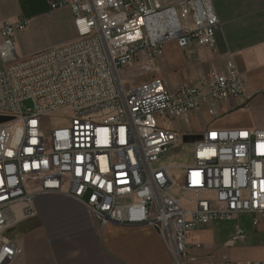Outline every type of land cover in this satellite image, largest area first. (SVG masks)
Wrapping results in <instances>:
<instances>
[{
	"label": "built area",
	"instance_id": "2783aa9c",
	"mask_svg": "<svg viewBox=\"0 0 264 264\" xmlns=\"http://www.w3.org/2000/svg\"><path fill=\"white\" fill-rule=\"evenodd\" d=\"M47 2L51 12L71 11L76 41L20 60L15 35L29 21H0V120L8 119L0 121V264L20 254L10 234L39 217L41 194L73 198L103 227H154L176 264H196L188 239L200 226L249 215L257 227L264 217V128L208 129L195 136L191 164H162L185 145L172 124L252 99L234 63L174 90L160 79L130 86L121 76L137 62L153 66L171 42L213 48L220 28L213 0ZM58 114L70 121L52 127ZM247 237L240 226L230 244Z\"/></svg>",
	"mask_w": 264,
	"mask_h": 264
},
{
	"label": "crops",
	"instance_id": "0c3cea01",
	"mask_svg": "<svg viewBox=\"0 0 264 264\" xmlns=\"http://www.w3.org/2000/svg\"><path fill=\"white\" fill-rule=\"evenodd\" d=\"M220 21L213 48L197 44L181 49L176 42L165 45L162 54L149 68L137 62L122 71L123 80L135 85L153 79L163 80L169 89L186 82L197 83L212 71L222 72L231 61L245 82L246 106L241 100H229L216 107L191 115L185 126L171 127L195 137L208 129L264 128V0H213ZM69 38L61 46L77 40L73 15ZM47 0H0V21L30 24L50 15ZM60 47V46H59ZM34 55L21 57L28 59ZM193 161V160H192ZM192 162L178 164L186 167ZM165 166H172L162 161ZM182 172L180 171V175ZM39 217L22 223L15 239L20 254L12 264H176L171 249L149 225L101 226L87 207L63 194L36 197ZM248 232L247 239L230 244L238 227ZM190 255L196 264L264 263V217L255 227L252 216L238 222H215L200 226L189 235Z\"/></svg>",
	"mask_w": 264,
	"mask_h": 264
},
{
	"label": "rangeland",
	"instance_id": "374dc122",
	"mask_svg": "<svg viewBox=\"0 0 264 264\" xmlns=\"http://www.w3.org/2000/svg\"><path fill=\"white\" fill-rule=\"evenodd\" d=\"M70 21L71 18L69 14L66 11L59 10L51 12L50 15H46L34 20L27 29L17 32L15 35V47L19 59L25 60L23 57H21V54L24 56L38 55L61 46L60 44L67 41L69 38L68 26ZM184 84L194 83L186 82ZM129 85L135 86V82H129ZM25 104L28 108H32L31 102L28 101ZM7 120L8 119H3L0 121ZM69 121V114H58L51 116L52 127L65 126L69 123ZM178 124L185 126L184 121H181ZM197 140V137L185 138V145L178 149H173L165 158V162L172 166L192 162V145ZM179 177L180 170H176L173 173V178L179 179ZM17 234L18 229L10 234L11 239H16Z\"/></svg>",
	"mask_w": 264,
	"mask_h": 264
},
{
	"label": "water",
	"instance_id": "95a60500",
	"mask_svg": "<svg viewBox=\"0 0 264 264\" xmlns=\"http://www.w3.org/2000/svg\"><path fill=\"white\" fill-rule=\"evenodd\" d=\"M186 138H189V137H186Z\"/></svg>",
	"mask_w": 264,
	"mask_h": 264
}]
</instances>
